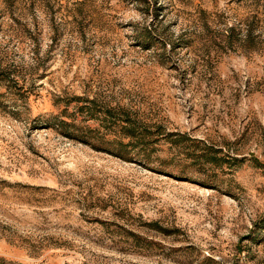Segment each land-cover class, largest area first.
Wrapping results in <instances>:
<instances>
[{"label":"rangeland","instance_id":"374dc122","mask_svg":"<svg viewBox=\"0 0 264 264\" xmlns=\"http://www.w3.org/2000/svg\"><path fill=\"white\" fill-rule=\"evenodd\" d=\"M0 264H264V0H0Z\"/></svg>","mask_w":264,"mask_h":264},{"label":"trees","instance_id":"16d2710c","mask_svg":"<svg viewBox=\"0 0 264 264\" xmlns=\"http://www.w3.org/2000/svg\"><path fill=\"white\" fill-rule=\"evenodd\" d=\"M61 124H62V125H65L66 123H63V122H62ZM122 129L126 131V133H127L128 136H131V137L137 138V134H136V132H135V130H134V128H133V126H132L131 123H128L127 128L124 127V128H122ZM125 147H126V146H125ZM215 153L218 154V153H220V152H215ZM117 155H118L120 158H122V159L129 160V158H128L127 156H125L124 154H122L121 152L118 153ZM209 155H212V154H209ZM210 157H212V158H209L208 161L211 162V163L218 164L219 162L222 161V159L219 158V157L216 156V155H213V156H210Z\"/></svg>","mask_w":264,"mask_h":264}]
</instances>
